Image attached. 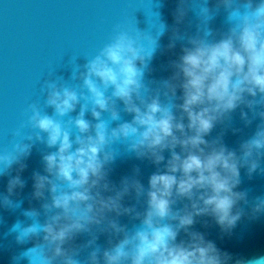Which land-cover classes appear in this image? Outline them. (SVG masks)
<instances>
[{"label": "clouds", "instance_id": "9594fccd", "mask_svg": "<svg viewBox=\"0 0 264 264\" xmlns=\"http://www.w3.org/2000/svg\"><path fill=\"white\" fill-rule=\"evenodd\" d=\"M207 3L201 0L194 9L199 18L194 35L172 29L168 48L181 42V54L170 62L167 79L146 81L163 25L147 53L136 37L117 26L109 42L73 71L79 90L59 78L44 80L43 106L28 105L26 123L14 137L24 128L31 134L0 155L3 176L14 164L21 172L27 167L22 161L34 143L51 150L42 154L44 174L32 176V196L42 201L40 210H26L32 223L12 229L21 226L16 231L21 243L43 233V243L28 250L35 253V264H230L229 253L190 229L197 217L209 216L230 234L245 215L240 203H248L247 192L236 190L241 169L249 177L264 174V0H218L214 9ZM221 8L228 28L218 32L209 25ZM188 9L187 0H180L177 25ZM238 109L246 127L260 121L238 152L223 143V133L205 139L217 125L230 128ZM122 113L132 119L124 120ZM118 144L156 166L147 188L138 167L119 185L109 181L110 165L120 155ZM24 186L18 173L0 201L15 207L10 197ZM125 198L135 203L126 206ZM183 201L188 203L174 208ZM252 213H264V197L255 199ZM122 216L139 223L129 229L120 223ZM181 231L188 239L177 242ZM105 234L108 246L102 248L97 241ZM80 235L89 238L73 246ZM247 264H264V257Z\"/></svg>", "mask_w": 264, "mask_h": 264}, {"label": "water", "instance_id": "95a60500", "mask_svg": "<svg viewBox=\"0 0 264 264\" xmlns=\"http://www.w3.org/2000/svg\"><path fill=\"white\" fill-rule=\"evenodd\" d=\"M179 2L180 0H0V155L12 152L14 144L22 143L24 137L31 134L28 128H24L21 136L14 137L17 129L26 123L25 112L28 105L39 102L43 106L41 88L44 80L52 76L62 79L61 82L66 86L79 90V82L72 80L73 71L77 65L85 64L86 58H93L109 42L117 26L136 37L147 53L152 49V38H157L165 25L166 30L159 36L158 47L149 66L150 71L146 73V81L170 77L172 70L169 64L181 54V42H177L173 49L168 48L172 29L179 28L182 33L194 35L199 23L198 10L194 9L202 6L201 0H187V15L177 25L175 14ZM217 3L218 0H208L207 6L214 9ZM226 16L227 13L221 8L209 26L214 31H227ZM180 95L181 92L178 91L177 97ZM48 111L51 113V109ZM78 111L79 108L77 113ZM239 112L238 109L232 114L230 128L225 130L224 126L217 125L205 139L212 140L223 133V143L238 152L240 143L250 138L260 123L257 119L246 127ZM122 116L124 120L132 119L130 115L122 113ZM86 118L92 119L90 113ZM232 129L239 131L234 134ZM114 147L120 155L110 165L109 181L119 185L123 177L131 176L133 169L138 167L139 179L147 188L149 177L156 171V166L126 153L124 145ZM47 151L51 150L43 144L34 143L31 154L22 161L27 165L22 172L19 171V165L14 164L8 175L0 176V197L7 195L10 178L19 173L25 181L24 188L16 189L15 194L10 197L16 204L15 207H6L0 201V264H31L30 258L34 264L36 262L35 253L28 250L43 243V233L21 243L17 241L19 233L16 232L21 230V226L17 225L15 231L12 229L17 223L23 227L32 223L24 215L26 210H40L42 201L32 196V176L34 172L44 174L42 154ZM177 151L179 152V148ZM164 156L166 161L169 153L166 151ZM240 179L241 184L236 190L247 192L248 203H240L239 207L243 208L245 215L231 233H223L209 216L197 217L190 229L203 233L218 249L229 253L232 257L230 264H237L238 261L247 264L248 261L264 257V213L255 216L252 213L255 199L264 197V174L257 171L249 177L247 170L241 169ZM124 203L129 206L135 201L125 198ZM186 203L188 202H178L174 208H182ZM40 220L44 221L43 214ZM120 223L131 229L133 223L138 224L139 221H131L129 217L122 216ZM88 238L87 235H80L72 244L82 245ZM108 239V235H100L97 244L102 248L107 247ZM187 239L186 234L181 231L177 242ZM86 256L87 251L82 252L81 260Z\"/></svg>", "mask_w": 264, "mask_h": 264}]
</instances>
